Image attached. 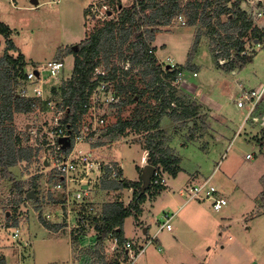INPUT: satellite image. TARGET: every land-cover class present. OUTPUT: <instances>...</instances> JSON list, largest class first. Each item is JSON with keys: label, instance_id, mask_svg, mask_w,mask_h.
Masks as SVG:
<instances>
[{"label": "rangeland", "instance_id": "1", "mask_svg": "<svg viewBox=\"0 0 264 264\" xmlns=\"http://www.w3.org/2000/svg\"><path fill=\"white\" fill-rule=\"evenodd\" d=\"M182 1L185 3L188 0ZM233 1L230 0L229 4ZM38 2V5H33L31 0H0V23L11 29L10 39L18 49L10 54L16 57L18 52L21 53L26 67L41 68L48 61L56 59L61 50L65 51L82 41L92 29L102 26L103 21L117 19L121 9L130 8L134 0H114L113 3L110 0ZM261 3L257 0H243L240 7L264 31V13L258 15L260 9H257ZM204 30L199 25L187 26L186 18L181 15V19L174 18L169 25L160 27L150 44L152 53L157 56V65H161L163 71L167 69L163 62L166 57L172 59L177 68L184 67L191 58L190 63L193 62L194 69L181 70L184 78L174 85V89L176 95L182 96L185 101H194L199 112L188 125L171 117L161 121L158 130L162 131L165 146L180 159L179 167L187 173L179 174L174 181L175 177L162 172L166 185L162 190L155 185L146 189L145 214L137 222L133 216L127 217L124 221L125 236L133 238L136 230L140 235L143 227H148L152 233L167 216L171 217V230H161L158 237L162 242L163 237H168V245L163 243L160 251L155 248V242L147 247V264H264V150L260 149L259 142L264 125L253 120L256 117L253 113L247 118L250 107L248 103L243 107L236 104L243 90L255 89L264 83V47L263 44H257L256 40H247L246 51L256 52L252 62L241 69L225 71L214 63L211 53L213 47ZM5 47V39L0 35V57ZM192 49L194 54L190 57ZM123 51L124 56L131 53L125 48ZM63 58L64 73L70 75L73 55L64 54ZM112 62L124 67V70L131 67L124 58H114ZM219 63L224 64L225 61ZM140 72L141 68L135 67L124 82L133 78L134 86L139 90L144 89L146 83ZM193 73L197 75L193 76ZM59 80L46 82L47 96L50 84L57 85ZM148 97L145 95L143 101H147ZM149 102L154 103L153 100ZM137 107L136 103H132L119 114L108 115L107 126L115 123L118 117L129 119ZM55 112L56 108L51 107L46 108V111L36 109L28 114L14 116L16 133H21L24 126L26 128V125H30L26 130L35 131L39 138L30 137L24 143L32 147L30 159L9 168L15 181L20 182L24 190L35 189L36 192L31 189L34 198H28L26 194L19 199L17 185L0 175V225L8 223L13 226V222H17L6 232L0 230V257L5 258L6 264H70L71 261L73 246L69 243L68 226L51 234L40 223L44 214L51 216L47 220L48 225H60L63 220L61 215L56 216L61 206L55 199L61 195L52 186V182L54 185L59 177L54 175L51 165H41L43 158L50 161V150L39 145L43 141V133L54 127ZM253 121L257 122L256 125L251 124ZM216 129L217 145H214L212 141ZM113 144L106 147L101 157L104 160H107L109 154L119 157L118 163L125 179H136L143 167L141 157L146 147L144 135L129 130ZM85 145H79L78 149L87 152L90 146ZM246 155H251L252 159L246 160ZM194 173L198 174L195 175L198 180L189 184L195 186L212 175L210 183L218 194L224 196L227 205L219 211H214L207 200L191 199L183 205L188 197L179 196L178 189L190 186L186 185V176ZM51 176L52 182L49 181ZM94 192V205L102 206L106 200L116 199L114 193L105 194L100 190ZM168 199L173 202L166 204ZM16 227L20 235L13 241L11 234ZM175 234L182 243L175 244L172 241ZM109 244L103 243L100 251V254L103 252L102 258L105 261H112L116 256L120 259L121 249L114 248L112 252ZM83 253L91 256L93 262L90 261V264L99 263L100 258L93 252ZM140 264H144V257L140 259Z\"/></svg>", "mask_w": 264, "mask_h": 264}, {"label": "trees", "instance_id": "2", "mask_svg": "<svg viewBox=\"0 0 264 264\" xmlns=\"http://www.w3.org/2000/svg\"><path fill=\"white\" fill-rule=\"evenodd\" d=\"M113 1L110 0L111 3ZM241 2L243 0H234L229 7L230 0H188L185 3L182 0H134L130 8L121 9L117 19L103 21L102 26L92 29L82 41L76 44L77 50L73 48L74 45L65 51L61 50L54 60L62 61L64 54L65 56L73 55L71 72L70 75H66L63 69L59 83L50 84L49 95L46 96L55 99L56 109L63 110L62 127L66 128L68 125L75 127L82 119L86 112L83 108L86 96L97 85V82L91 81L92 74L95 68L102 66L107 74L104 77L98 76V80L112 81L117 95L120 97L124 95L118 103L109 107L110 115L119 114L124 107L132 103H136L138 107L129 119L118 117L115 123L108 125L103 130L102 137L95 141L92 147L112 145L129 130L141 133L144 135L145 151L148 153L146 163L153 166L155 170L161 169L162 172L175 177L181 170L180 159L165 146L162 131L158 129L165 117H171L178 122L184 121L188 125L199 112L198 105L194 101L187 102L182 96L176 95L175 86L172 85L178 72L194 69L190 63L194 49L191 50L190 60L184 67L173 71H163L161 65H157L156 56L149 53L150 44L154 41L160 27L169 25L174 18L183 15L187 26L199 25L201 29H205L210 39L209 43L213 47L211 53L214 63L218 67L225 71L241 69L252 62L256 54V52L246 51L247 40L252 42L256 40L257 44H263L264 47V31L253 23L245 10L241 9ZM0 35L6 43L4 54L0 57V175H4L17 185L19 199H22L31 189L36 191L34 188L24 190L22 184L15 181L9 168L18 162L30 159L32 147L24 143L34 135L30 129L26 130L25 126L21 133H16L13 125L14 116L28 114L36 109L46 111L48 107L46 102L19 95L20 89L25 86L24 69L27 64L21 53L18 52L16 57L10 54L11 51L16 52L18 49L10 39L11 29L3 23H0ZM197 39L198 37L195 42ZM126 44L128 46L124 47ZM124 48L131 53L124 56ZM114 58H124L131 67L124 70V67H119L112 62ZM221 60L225 63L220 64ZM137 66L141 68V77L146 83L142 90L134 86L133 78L124 82L131 70ZM145 95H149L147 101H143ZM149 100H153L154 103L150 104ZM193 125H195L194 122ZM38 132L41 131L38 130ZM262 135L259 142L260 149L264 150V131ZM45 144L43 135V141L39 145ZM44 160L48 159H42V166H44ZM52 176L49 177L50 182L53 181ZM107 178L108 172L100 181L105 188L114 190L131 188L133 195L127 206H124L120 200L114 201L109 206L107 214L92 218L97 228L93 251L96 255L100 254L109 233L116 236L118 246L123 244L125 241L122 233L124 220L130 216L138 219L146 199V190L143 193L140 192V181L130 182L121 179L120 174L117 179ZM58 181L54 182V185ZM262 183L264 185V176ZM54 185L52 182V186ZM151 185L154 184L150 181ZM155 186L159 190L163 189V185ZM41 221L46 224L42 217ZM16 223L14 221L13 226ZM13 226L5 223L0 230L4 229L3 231L6 232V229ZM117 263L116 261L113 264ZM0 264H6L2 256Z\"/></svg>", "mask_w": 264, "mask_h": 264}, {"label": "built area", "instance_id": "3", "mask_svg": "<svg viewBox=\"0 0 264 264\" xmlns=\"http://www.w3.org/2000/svg\"><path fill=\"white\" fill-rule=\"evenodd\" d=\"M257 1L261 2L262 0ZM178 17L181 19V16ZM149 53H152V51L150 50ZM163 62L167 68L166 71L178 70L169 57H166ZM63 69L64 62L59 60H50L41 68L36 66L26 67L24 69L25 86L20 89L19 95L24 98L46 102L48 108H55V99L46 96V82L59 80L62 77ZM35 71H37V75H35ZM106 74L107 71L104 67L94 69L91 81L97 82V85L86 96L83 104L86 112L75 127L69 125L66 128L62 127L61 120L63 116L61 114H63V110L56 109L54 127L43 133L46 140L44 146L50 150V161H48V164L51 165L54 174L61 178L54 185V189L63 195V204L66 208L65 222L69 232L72 230L77 231L81 227L86 226L88 223L87 217L94 216L96 213V207L87 205L85 199L93 186L100 183L104 178L105 173L108 172L107 179L119 178L118 169L114 163L102 159L96 152L97 148L92 147V144L102 137L103 130L107 127V116H111L109 107L118 103L121 99L115 92L112 81L98 80V76L104 77ZM193 76H196V74L193 73ZM183 78V71L178 72L172 85H177ZM263 102L264 83L255 89L243 90L238 96L236 104L238 107H243L246 103L249 104L248 118L257 106ZM31 133L34 137H39L35 131H31ZM64 137L67 138L69 143L65 147L59 142ZM81 144L89 145L90 149L87 152L80 151L78 146ZM146 156H148V153ZM245 159L250 160L252 156L246 155ZM146 162L147 158L144 159V164ZM211 177L212 175L195 186L190 185L186 189L181 188L178 192L182 196H187L188 199L207 200L211 203L214 211H219L227 205V200L218 194L217 189L210 183ZM151 183L154 185H166V179L161 169L154 170ZM77 209L79 210L77 211ZM73 213H76L77 216H74ZM45 219H49V217L45 215ZM170 219L171 217L167 216L163 218L157 229L158 233L161 230H171ZM2 226L4 225H0V228ZM19 235L20 231L16 227L11 234V239L16 241ZM142 236L144 237L143 241L125 240L123 242L125 264H140V258L145 254L147 247L154 242L155 236ZM108 238L114 244H118V240L113 233H109Z\"/></svg>", "mask_w": 264, "mask_h": 264}, {"label": "crops", "instance_id": "4", "mask_svg": "<svg viewBox=\"0 0 264 264\" xmlns=\"http://www.w3.org/2000/svg\"><path fill=\"white\" fill-rule=\"evenodd\" d=\"M262 3V5H259V7L257 8V9H260L259 11H258V15L259 14H261L260 16H262L263 15V13H264V0H262L261 1ZM39 3V2H38ZM262 6V7H261ZM156 56V55H155ZM156 58H157V56H156ZM192 64H193V62H192ZM197 75V74H196ZM253 115H255L256 117L253 119L254 121H256V120H258V121H260L261 123V125H264V103H261L260 105H258L257 106V108L255 109V111L253 112ZM251 122V124H254V125H256V123L257 122ZM241 127V126H240ZM239 127V128H240ZM216 132V133H215ZM214 132V137H213V141H212V144H214V145H217V129H216V131ZM113 145H115V144H113ZM86 146V145H85ZM88 146V145H87ZM86 146V147H87ZM111 145H108V146H104V147H96L97 149V154L101 157V155L103 154V151H104V153H105V151L107 150V148L106 147H110ZM129 147H131V146H129ZM209 147L210 146H208L207 148H208V150H209ZM102 149H104V150H102ZM143 152V151H142ZM147 151H145V152H143V155H142V157H141V163H142V165H144V159H146L147 158ZM102 158V157H101ZM119 159V157H115L114 155L113 156H111L110 154H109V156H108V158H107V160L108 161H112L113 163H114V165L116 166V168L118 169V173L120 174V176H121V179H125V177H124V174H123V170H122V168H121V166L119 165V163H118V159ZM103 159V158H102ZM251 160V159H250ZM48 161V160H47ZM46 160H44V167H46V165H48V162H47ZM147 164V163H146ZM187 173L185 170H183L182 168H181V170L177 173V175L175 176V178H174V181L178 178V175L180 174H183V173ZM184 173V174H185ZM165 174H167V173H165ZM195 175H198L197 173L195 174H193L192 176L191 175H188V176H186V178H187V183H186V185H191V184H189V183H191V182H197V176L195 177ZM125 180H127V181H130V182H136V181H140V173L139 174H137V177H136V179H125ZM173 181V182H174ZM167 186H168V183H167ZM182 187V186H181ZM184 187H185V185H184ZM181 189V188H180ZM97 190H100L101 192H103V193H105V194H108V193H114V197L116 198V199H113V200H111V201H109V200H106L105 201V203H103V205L102 206H98L97 204L96 205H94L95 203V201L93 200V194H95V192L94 191H97ZM178 191H179V189H178ZM179 193V192H178ZM61 195V194H60ZM118 195V196H117ZM131 195V196H130ZM132 195H133V189H122V190H114V189H109V188H105L104 186H102L100 183H98V184H96L95 186H93V188L91 189V191L89 192V194H88V196L86 197V199H85V201H86V203H87V205H92L93 204V206H95L96 207V213L94 214V216H88L87 217V220H88V223L86 224V226H84V227H81L80 229H78L77 231H74V230H72V231H68L69 229L67 228L66 230L68 231V233L67 234H69V236H70V239H69V243L73 246V251L71 252V255H72V257H71V261H70V264H90V261H92L93 262V260H92V258H91V256L90 257H88V254H85V253H83L84 251H86L87 253L89 252V251H91V252H93L94 251V244H95V241H96V237H97V228H96V224H95V222L93 221V217H97L98 215H104V214H107L108 213V211H109V206L111 205V203H113L115 200L117 201V200H120L122 203H123V205L124 206H127L128 204H129V202H130V200H131V198H132ZM48 196H50V195H48ZM179 196H180V194H179ZM182 196V195H181ZM50 197H52V196H50ZM224 197V196H223ZM55 200H57L58 201V205H60L61 206V209L59 208V210L57 211V213H56V216H59V215H61L62 216V221H61V223H59L60 225H57V223L56 224H51V225H48L47 224V220H50V218H51V216L50 215H47V214H44V215H42V218L45 220V222H46V224H43V222L41 221H39L41 224H42V226L47 230V232L48 233H51V234H56V232H58V231H60V230H62V228H66V222H65V210H66V208H65V206H64V204H63V195H61V197L60 198H58V199H55ZM124 200H126V202L124 203L123 201ZM189 200H191V199H188V200H185V202L183 203V205L184 204H186ZM54 201V200H53ZM94 201V202H93ZM173 201L172 200H170V199H168V200H166V204H170V203H172ZM144 205H145V202L142 204V212L140 213V215L138 216V219H135L136 220V222L139 220V218L142 216V215H144L145 214V209H144ZM79 209H77V211H78ZM149 212V211H148ZM45 215H47L48 217H49V219H45ZM73 215L74 216H77V214L76 213H73ZM6 217H8V213H6ZM132 217V216H131ZM72 218V217H71ZM130 218V217H129ZM126 219H128V218H126ZM125 219V220H126ZM124 220V221H125ZM73 221H74V217H73ZM51 222V221H50ZM52 222H53V220H52ZM63 222V223H62ZM125 222H123V226H122V233H123V237H124V240H133V239H137V241H143V239H144V237L142 236V235H144V236H146V237H153V236H155V239H154V242L156 243V245H155V248H157V250L158 251H160L161 250V247H162V245H163V243L164 244H166V245H168V237H163V241L164 242H162V240H161V238H159L158 237V232H157V230H155L154 232H150V230L148 229V227H143L142 229H143V232L142 233H140V235H138L139 234V231L138 230H136V232L134 233V235H133V238L132 237H130V238H128V237H126L125 236V234H126V228H125V224H124ZM138 229V228H137ZM167 231V230H166ZM170 231V230H169ZM87 237H88V239L89 240H87ZM171 237H172V235H171ZM172 241L175 243V244H178V243H182L181 242V239L178 237V235H173V238H172ZM105 242H107L108 244H109V246H110V250L112 251V252H114V248H116V249H121L120 251H121V254L119 255V256H121V258L119 259V257H114L113 259L114 260H112V261H105L103 258H102V254H103V252H101V254H98V255H96L95 253V255L97 256V257H99L100 259V261H99V263H97V264H113V263H115L116 261L118 262L117 264H120V263H124V261H125V254H124V252L125 251H123V244L121 245V246H118V244H114L113 243V241L112 240H110L109 238L108 239H106L105 241H104V243ZM84 249V250H83ZM103 249V248H102ZM83 251V252H82ZM146 254V253H145ZM145 254L142 256V257H144V264H147V263H149V257L148 256H145ZM141 257V258H142ZM140 258V259H141ZM91 259V260H90ZM98 258H96V260H97ZM139 263H140V260H139ZM94 264V263H93Z\"/></svg>", "mask_w": 264, "mask_h": 264}, {"label": "water", "instance_id": "5", "mask_svg": "<svg viewBox=\"0 0 264 264\" xmlns=\"http://www.w3.org/2000/svg\"><path fill=\"white\" fill-rule=\"evenodd\" d=\"M31 3L33 5H38V0H31ZM228 6L230 7L231 5L228 4ZM73 48L76 50L77 49V46L74 45ZM37 71H35V75H37ZM30 127V125H26V129H28ZM59 142L65 147L67 146L69 143H68V140L67 138H61L59 140ZM154 167L149 165V164H145L143 165L142 169H141V172H140V182H141V186H140V192L143 193L147 188H149L150 186V181H151V178L154 174ZM34 193L33 191H29L27 193V197L28 198H34Z\"/></svg>", "mask_w": 264, "mask_h": 264}]
</instances>
